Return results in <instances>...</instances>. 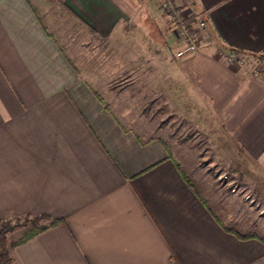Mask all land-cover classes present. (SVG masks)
<instances>
[{"label":"crops","instance_id":"0c3cea01","mask_svg":"<svg viewBox=\"0 0 264 264\" xmlns=\"http://www.w3.org/2000/svg\"><path fill=\"white\" fill-rule=\"evenodd\" d=\"M172 2L196 42L177 59L158 0H0V218L61 220L11 264H264L261 207L242 199L264 179V0ZM144 102L242 187L152 134Z\"/></svg>","mask_w":264,"mask_h":264},{"label":"rangeland","instance_id":"374dc122","mask_svg":"<svg viewBox=\"0 0 264 264\" xmlns=\"http://www.w3.org/2000/svg\"><path fill=\"white\" fill-rule=\"evenodd\" d=\"M192 35L195 38V35ZM180 43L181 42L179 41H176V44H174L172 41L166 42V45H164L165 54L167 56L171 55L177 59L178 57L174 55V52L177 47L180 46ZM190 53L191 52L186 53L185 56L189 55ZM145 103L146 102H144L145 107L143 109L144 116H147L148 112L154 113V115L146 117V120L152 124V129L153 127L155 128L153 130L151 129L152 134L166 139V141L171 146V149L176 153H184L187 154V156H191L196 153V156L198 155V157L196 159L195 167L201 170L203 174L210 176L212 182H214V185H220L224 188L231 186L228 187L230 192L242 187V184H239L241 181H233L231 179L229 180V176L227 175V172L230 171L229 167L227 168V166L224 165H215L210 159V157H212L211 151L206 148H200L203 147V144L201 143V134L196 133L191 125L177 116V113H175V116H168L162 111V109L154 108L155 105L152 104L151 106V104L147 105V103ZM150 106L151 110H148ZM249 167L254 170L253 165L250 164ZM260 177L264 178V173L260 172ZM246 187L248 195L242 197V199L250 202L252 206L261 207V214L264 217V179H253L252 182H247ZM25 227L26 226L23 225L15 226L11 232L6 234L7 241L17 238L25 229Z\"/></svg>","mask_w":264,"mask_h":264},{"label":"trees","instance_id":"16d2710c","mask_svg":"<svg viewBox=\"0 0 264 264\" xmlns=\"http://www.w3.org/2000/svg\"><path fill=\"white\" fill-rule=\"evenodd\" d=\"M236 51V50H235ZM188 186L191 187L189 180H186ZM60 219H48L46 215H35V216H21L12 219H1L0 218V264H11V257L8 254V248H13L43 230L56 225ZM23 225L25 229L20 235L10 241H7L6 234L11 232L15 226ZM250 235L238 236L241 239L247 238Z\"/></svg>","mask_w":264,"mask_h":264},{"label":"built area","instance_id":"2783aa9c","mask_svg":"<svg viewBox=\"0 0 264 264\" xmlns=\"http://www.w3.org/2000/svg\"><path fill=\"white\" fill-rule=\"evenodd\" d=\"M158 6L174 27L177 41L181 42L180 46L175 50L174 55L176 57H181L188 52L194 51L196 49L195 38L187 28L182 12L176 8L172 0H158ZM224 60L228 63H236L238 65L242 63L241 56L236 51L227 53L224 56ZM251 76L255 78H263L264 68L262 66L254 67L251 70Z\"/></svg>","mask_w":264,"mask_h":264}]
</instances>
